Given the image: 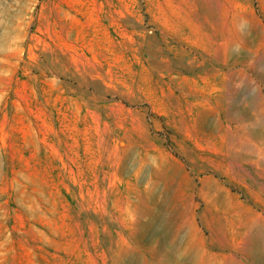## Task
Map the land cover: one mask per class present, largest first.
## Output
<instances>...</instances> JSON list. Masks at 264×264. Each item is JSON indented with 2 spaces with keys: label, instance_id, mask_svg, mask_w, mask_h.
Listing matches in <instances>:
<instances>
[{
  "label": "rangeland",
  "instance_id": "rangeland-1",
  "mask_svg": "<svg viewBox=\"0 0 264 264\" xmlns=\"http://www.w3.org/2000/svg\"><path fill=\"white\" fill-rule=\"evenodd\" d=\"M214 3L0 0V264H264V0Z\"/></svg>",
  "mask_w": 264,
  "mask_h": 264
},
{
  "label": "crops",
  "instance_id": "crops-1",
  "mask_svg": "<svg viewBox=\"0 0 264 264\" xmlns=\"http://www.w3.org/2000/svg\"><path fill=\"white\" fill-rule=\"evenodd\" d=\"M213 1H219V3H214L212 8L217 7L213 13V18L211 20L212 23H221L223 18L227 17V21L229 23H236V21L233 20V18L241 15L240 7H237V0H213ZM216 5V6H214ZM231 17V18H229Z\"/></svg>",
  "mask_w": 264,
  "mask_h": 264
}]
</instances>
